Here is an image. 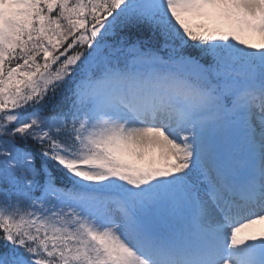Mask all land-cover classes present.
<instances>
[{
    "label": "snow or ice",
    "instance_id": "1",
    "mask_svg": "<svg viewBox=\"0 0 264 264\" xmlns=\"http://www.w3.org/2000/svg\"><path fill=\"white\" fill-rule=\"evenodd\" d=\"M0 264H264V0H0Z\"/></svg>",
    "mask_w": 264,
    "mask_h": 264
}]
</instances>
